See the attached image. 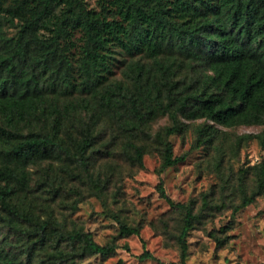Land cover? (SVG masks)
Listing matches in <instances>:
<instances>
[{
    "label": "trees",
    "instance_id": "trees-1",
    "mask_svg": "<svg viewBox=\"0 0 264 264\" xmlns=\"http://www.w3.org/2000/svg\"><path fill=\"white\" fill-rule=\"evenodd\" d=\"M158 116L169 123L147 129ZM196 119L194 147L219 153V128L240 125L261 129L237 140L264 145V0H0V264H81L128 250L117 238L140 235L139 225L107 211L119 235L99 243L73 214L90 197L104 211L118 200L119 178L102 164L112 152L143 167L141 134L164 171L186 156L170 137ZM256 167L232 213L264 193V160ZM157 190L182 213L180 261L166 264H187L202 212L162 182ZM223 205L202 196V210Z\"/></svg>",
    "mask_w": 264,
    "mask_h": 264
},
{
    "label": "rangeland",
    "instance_id": "rangeland-1",
    "mask_svg": "<svg viewBox=\"0 0 264 264\" xmlns=\"http://www.w3.org/2000/svg\"><path fill=\"white\" fill-rule=\"evenodd\" d=\"M92 2V0H91ZM120 65V64H119ZM115 67L116 76L121 73ZM201 119L187 120V126L170 140L175 155L186 153L177 164L159 171L161 158L158 145L145 140L144 166L133 164L119 150L112 152L109 163L119 178L116 199L108 200L106 210L101 200L90 197L81 203L73 214L93 233L94 239L104 243L118 236V226L109 213H119L129 223L140 226V235L118 237L120 246L108 258L99 255L86 259L81 264H166L180 261V251L175 244L174 233L181 226L182 213L160 196L157 185L163 183L166 193L175 202L192 201L196 212H202L187 235V264H264V193L254 202L232 213L240 201V192L250 193L255 184L256 164L264 160V145L256 138H241L235 135L255 133L257 125H240L221 129L220 152L214 147L201 144L194 147L195 126ZM166 116H158L147 125L156 131L168 124ZM222 156L217 165V159ZM208 195L209 203H224L223 206L204 208L202 196ZM108 209V210H107ZM218 236L221 243H218ZM148 250L154 259L139 260L137 255Z\"/></svg>",
    "mask_w": 264,
    "mask_h": 264
}]
</instances>
